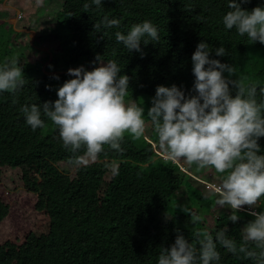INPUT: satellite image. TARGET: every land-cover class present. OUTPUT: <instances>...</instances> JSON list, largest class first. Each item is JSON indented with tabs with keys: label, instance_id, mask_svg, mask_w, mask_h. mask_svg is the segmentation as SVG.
Returning a JSON list of instances; mask_svg holds the SVG:
<instances>
[{
	"label": "trees",
	"instance_id": "16d2710c",
	"mask_svg": "<svg viewBox=\"0 0 264 264\" xmlns=\"http://www.w3.org/2000/svg\"><path fill=\"white\" fill-rule=\"evenodd\" d=\"M262 2L248 0L243 6L251 10ZM84 3L44 1L45 11L55 13L59 27L72 34L68 65L59 67L49 58L45 75L35 77L24 70L22 89L0 93V264H157L162 247L175 241L177 228L198 243V233L214 236L228 225L239 239L240 229L254 217L240 210V220L233 222L232 209L216 213L217 195L205 198L179 164L155 151L158 138L150 119L151 142L125 136V151L106 145L97 159L77 165L78 153L63 146L58 127L44 135L50 121L45 118L46 125L33 130L21 106L57 99L55 85L70 78L68 69L81 64L93 68L98 54L121 64L122 72L132 77L129 99H138L155 95L159 84L191 90V57L201 40L213 47L223 43L229 55L217 58L233 63L237 71L250 64V47L264 43L225 27L227 0H104L102 6L88 9ZM104 16L119 17L121 24L95 28ZM146 18L158 25L160 40L142 44L147 54L141 56L117 41L115 32H126ZM257 86L258 99H264L259 91L264 84ZM260 142L264 145V137ZM183 187L190 204L177 198ZM176 202L184 210L177 211ZM204 213L213 217L212 226ZM220 251V264H253L223 247Z\"/></svg>",
	"mask_w": 264,
	"mask_h": 264
},
{
	"label": "clouds",
	"instance_id": "9594fccd",
	"mask_svg": "<svg viewBox=\"0 0 264 264\" xmlns=\"http://www.w3.org/2000/svg\"><path fill=\"white\" fill-rule=\"evenodd\" d=\"M247 2L227 0L229 10L222 17L223 23L251 42L264 43V2L251 10L243 6ZM103 4L104 0H85L83 7ZM120 24L119 17L104 16L94 27ZM115 38L129 52L135 50L144 56L147 53L142 44L159 41L160 30L146 18L126 32L116 31ZM226 55L229 52L223 43L213 47L207 39L201 40L191 57L195 77L191 90L176 83L159 84L147 112L144 101L129 99L132 77L122 72L116 59L99 54L91 62L96 65L93 68L81 64L68 69L70 78L56 88L57 99L21 106L33 130L44 127L45 118L58 127L63 146L78 153L74 159L77 165L97 159L106 145L125 151V134L143 136L147 115L166 158L211 166L223 174L212 189L217 194L216 203L232 209L231 221L240 220L242 206H251L254 218L240 229L239 239L230 234L228 225L214 236L198 233V243L177 228L175 241L162 247L157 264H220L221 247L250 258L253 264H264V208L258 206L264 199V145L260 142L264 137V99H258L255 82L246 83L233 63L217 58ZM55 78L60 79L59 74ZM26 79L18 58L0 62V93L16 94ZM259 91L264 93V88Z\"/></svg>",
	"mask_w": 264,
	"mask_h": 264
},
{
	"label": "rangeland",
	"instance_id": "374dc122",
	"mask_svg": "<svg viewBox=\"0 0 264 264\" xmlns=\"http://www.w3.org/2000/svg\"><path fill=\"white\" fill-rule=\"evenodd\" d=\"M44 1L0 0V62L10 57L18 58L19 62L24 65L26 73L33 74L35 77L45 75V68L49 58L53 59L54 63L59 67L67 66L66 52L73 46L72 34L67 32L64 27H59L60 20L55 13L45 11L43 7ZM57 36H59V41L57 40ZM249 55L250 64L241 71H237V74L245 77L246 83L255 82L256 84H264V44L261 46H251ZM86 66L92 68L89 65ZM59 86L55 85V88ZM152 96L138 98L140 101L145 102L146 112L147 106L151 104ZM56 127L50 120L45 127L44 135L52 132ZM125 136L134 139L137 143L142 138L151 142L153 131L147 125L143 136L136 138L130 133H126ZM153 145L155 151L162 158L168 159L164 155L165 150L163 146L155 142H153ZM174 162L179 164L181 170L190 177L192 184L205 193L206 196L217 195L213 191L212 185H218L223 174L218 173L211 166L199 167L195 163L183 159ZM177 198L183 203L190 204L185 187L178 191ZM172 204L168 206L169 209L172 207ZM260 204L261 201L258 204L259 207ZM183 207L177 202L174 206V208H177V211H180V209L184 210ZM250 207L249 205H244L242 209L250 211ZM214 210H216V213H221L231 209L228 206H220L216 203ZM204 215L207 218V225L212 226L214 224L213 217L208 216L210 214L206 213ZM169 217V215L164 216L162 220H166Z\"/></svg>",
	"mask_w": 264,
	"mask_h": 264
},
{
	"label": "built area",
	"instance_id": "2783aa9c",
	"mask_svg": "<svg viewBox=\"0 0 264 264\" xmlns=\"http://www.w3.org/2000/svg\"><path fill=\"white\" fill-rule=\"evenodd\" d=\"M158 153V152H157ZM160 155V154H159ZM240 210H243L242 208ZM250 212V211H249Z\"/></svg>",
	"mask_w": 264,
	"mask_h": 264
}]
</instances>
